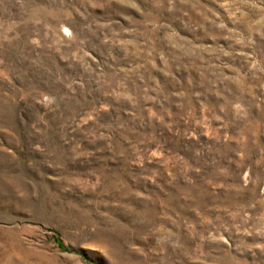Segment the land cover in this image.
<instances>
[{"label":"rangeland","instance_id":"1","mask_svg":"<svg viewBox=\"0 0 264 264\" xmlns=\"http://www.w3.org/2000/svg\"><path fill=\"white\" fill-rule=\"evenodd\" d=\"M0 264H264V0H0Z\"/></svg>","mask_w":264,"mask_h":264},{"label":"trees","instance_id":"2","mask_svg":"<svg viewBox=\"0 0 264 264\" xmlns=\"http://www.w3.org/2000/svg\"><path fill=\"white\" fill-rule=\"evenodd\" d=\"M60 247H63V245H62V244H60Z\"/></svg>","mask_w":264,"mask_h":264}]
</instances>
